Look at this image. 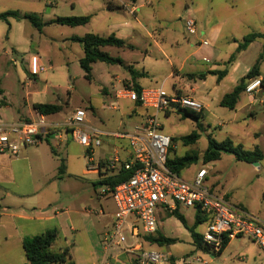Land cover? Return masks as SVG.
Wrapping results in <instances>:
<instances>
[{"label":"rangeland","instance_id":"obj_1","mask_svg":"<svg viewBox=\"0 0 264 264\" xmlns=\"http://www.w3.org/2000/svg\"><path fill=\"white\" fill-rule=\"evenodd\" d=\"M155 1H162L169 10L153 15L150 23L144 22V26L151 30L156 29L160 34L181 31L183 23L179 22L177 11L180 10V18H184L185 22V4L190 5L191 0ZM107 2L108 0H0L2 12L18 11L37 15L43 23L40 32L26 20L10 18L0 22V89L10 103L8 109H0V121L9 122L22 117L36 120L33 104L42 102L58 105L62 109L58 115L48 118L49 122H65L73 111L80 108L86 112V126L115 132V128L124 121L121 111L115 110V69L121 68L115 64L97 62L92 66L91 79H87L80 66V59L84 55L82 46L71 40L73 35H109V29L115 26V10L107 13ZM118 15L119 21L124 23L136 22L128 13L121 12ZM81 16L92 18L87 25L77 28L53 23L57 17ZM138 17L142 20L139 14ZM258 23L259 21L254 22L256 26ZM262 50L260 45L251 48L246 62H251L254 57L258 58L264 52ZM103 51L112 57L120 54V50L115 47H106ZM31 54L39 55L46 69L37 77H31L28 73V59ZM157 60L158 70L152 81L157 82V86H163L169 95H173L170 82H163L165 75L162 73L164 64L160 65L161 57ZM0 104H4V100H0ZM254 108L258 113L255 119L250 116L249 109L238 114L235 126L244 130L245 134L237 133L235 136L230 134L232 128L229 127V116H233V112L229 109L224 113L208 116L205 124L199 123L202 122L201 118L191 119L178 110L160 113L159 119L163 126L162 133L172 138V158L188 154H196L199 158L181 172V177L192 181L202 168L207 169L208 186L217 184L219 194L226 195L229 202L237 208L246 210L264 228V159L249 164L237 161L232 154H223L219 161L204 164L202 160L209 146V136L217 142L229 139L234 144H241L248 151L259 146L264 152V137L257 141L252 136L247 137L248 133L254 131L264 132V107L256 104ZM146 112L145 109H138L137 118H141ZM121 129L132 132V128L126 123ZM193 133L200 135L195 144L185 145L180 140L181 137ZM53 144V141L50 144L44 142L37 148L43 157L42 166L52 182L46 191L47 200L52 206L51 210L56 207L58 211H69L58 219V223L65 230L68 240L76 242L73 252L77 263L92 264L89 256L91 237L103 241L105 234H112L113 219L110 216H100L99 213L102 210L112 212L114 202L100 196L101 188L97 183L94 184L96 176L83 174L87 161L81 145L69 139L68 146L64 145L62 151L54 155L51 152ZM62 162L66 167L64 173L59 172ZM196 213L195 208L180 206L179 214L186 221L184 225L177 216H170L163 209L158 210L159 229L167 237L176 240L171 250L179 257L194 254L210 261L209 264H264V250L247 237L233 240L218 256L196 250L190 230L194 227ZM91 225L97 230L95 236L91 232ZM70 226L76 229L75 232L70 230ZM205 229L206 223L194 228L201 234ZM127 237L130 240L128 235ZM151 247L152 245H147L146 250H151ZM116 252H121L116 246L109 251Z\"/></svg>","mask_w":264,"mask_h":264},{"label":"crops","instance_id":"obj_2","mask_svg":"<svg viewBox=\"0 0 264 264\" xmlns=\"http://www.w3.org/2000/svg\"><path fill=\"white\" fill-rule=\"evenodd\" d=\"M131 1L139 5L134 17L136 22L131 24L119 21L118 14L121 12L128 13V11L118 2L108 0L106 5L107 13L115 10V26L109 29L108 36L115 35L133 46V49L118 48L120 54L115 56V58L122 60V64H115V66H120L121 68V70L115 69V110L121 111L124 121H121L115 128V132L93 126H86L87 130L94 129L105 134H129L128 131L121 129L125 123L133 131L134 127L142 122L146 113L138 119V109L145 108L140 103L119 97V92L123 88L135 90V87H138L143 90L158 87L157 82L154 83L152 81L155 72L158 70V57H161L160 65L164 64L162 73L165 76L163 82H170L173 95H190L204 104L205 109L200 114L202 122L198 121L199 123L205 124L208 116H212L215 113L226 112L225 110L228 108L221 106V100L240 84L241 80L249 73L250 68L256 64L260 55L264 53L262 52L258 58L254 57L251 62H246L248 61V53L254 46L260 45L263 49L262 51H264V39H259L253 42L245 51L236 54L238 42L242 41L245 36L251 33L264 34V0H191L190 5L185 4V20L193 18L196 21L198 31L194 36H189L185 32V22L184 18H180V10L177 11V16L179 17V22L183 23L181 31H176L173 34H160L156 29L151 30L145 27L144 22L150 23L153 15L163 13L169 8L164 6L162 1L151 0L148 5H144L142 0ZM3 13L2 8H0V15ZM19 13L24 15L21 12ZM138 14L142 20L139 19ZM2 21L0 20V22ZM255 21H259L258 26L254 24ZM1 31L2 26L0 25ZM203 42H207V45H204ZM234 54H236V59L228 64ZM245 62L246 66H244ZM225 69L228 70V73L221 81L218 80L217 76L211 74L213 71H223ZM259 78L262 79V82L264 81V59L261 63ZM0 100H4V104H0V109H8L10 103L4 98V91L1 89ZM35 104L48 103L35 102L33 106ZM256 104L264 107V85L257 91L254 98L243 93L236 107L229 109L233 112V116H229V127L232 128L230 134L234 136L237 133H240V135L245 134L244 130L235 126L238 114L249 109L250 116L255 119L258 117V113L254 108ZM35 113L38 119L41 114L36 111ZM55 115H58V113L45 117L48 121V118ZM36 120L22 117L7 123ZM48 123L62 124L63 122L48 121ZM248 134L247 137L251 138L252 136L255 141L264 137V132L262 131H254ZM69 139L78 144L73 139L71 132L65 135L61 143H58L55 137H49L42 143L50 144V141H53L51 152L56 155L62 151V147L68 143ZM101 139L102 146L95 150L94 153L96 162L103 164L110 159L114 149L118 150L124 159L128 157L129 150L126 139H118L111 136H103ZM41 144L22 148L17 157L0 154V264H27V256L23 248L24 239L43 234L49 230H57L59 233L52 250L60 253L65 249H69L72 261L78 264L73 252L76 242L68 240L65 230L58 223V219L69 211H58L56 207L51 210L52 206L47 200L46 191L52 182L42 166V154L37 150ZM83 153L87 166V151L84 148ZM97 155H100L98 159H96ZM83 174L96 176L97 179L94 184L97 183L99 188L102 187V175L94 172L88 173L86 167ZM207 181L208 179L206 178ZM216 185L211 187L212 189L215 188L213 189V191L216 190L215 192H217V187H219ZM102 198L112 199L111 197ZM51 211L54 213H51ZM114 211L115 207L112 212L102 210L99 215L110 216L114 220ZM113 220L111 226L113 225ZM91 229L95 236L97 230L93 225H91ZM70 230L75 232L76 229L70 226ZM160 235L170 238L163 234L161 229L151 236L156 238ZM90 244L89 256L92 264H100L105 256L103 241L91 237ZM175 244L176 242L169 246H160L151 244L146 240L142 243L145 249L147 245H152L150 251L171 253L173 261L191 255L186 254L179 257L175 251L171 250ZM195 249L197 250L196 247ZM107 262L109 264H136V255L123 252L108 253Z\"/></svg>","mask_w":264,"mask_h":264},{"label":"built area","instance_id":"obj_3","mask_svg":"<svg viewBox=\"0 0 264 264\" xmlns=\"http://www.w3.org/2000/svg\"><path fill=\"white\" fill-rule=\"evenodd\" d=\"M114 1L135 17L138 4L131 0ZM142 1L144 5L151 2ZM184 27L189 36L197 34V24L193 18H187ZM203 44L207 45V42ZM45 71L40 56L31 54L28 59L29 75L37 77ZM262 87V79H251L246 84L245 94L254 98ZM119 97L140 103L147 111L132 133L105 134L94 129L87 130L86 112L79 108L62 124H50L44 115L30 122L0 121V154L17 157L24 147L38 146L49 137H55L61 143L65 135L71 132L73 139L87 151L88 173L102 175V183L123 171L130 175L114 188L102 184L100 196L111 197L115 211L112 234L107 233L103 239L105 256L100 264H109L108 253L113 246L123 253L135 254L136 264H209L210 261L192 254L173 261V255L169 252L148 251L143 247L145 237L159 230L158 210L163 209L168 214L177 211L180 206L195 208L206 216L202 240L209 254L218 255L226 243L238 237L250 238L264 250V228L246 210L237 208L225 195L208 186L207 169L202 168L192 181H186L167 167L172 138L162 133L160 113L182 109L200 114L205 109L204 104L190 95H169L163 86L140 92L123 88ZM103 136L126 139L128 157L124 159L114 149L110 159L103 164L96 162L94 153L102 146Z\"/></svg>","mask_w":264,"mask_h":264},{"label":"trees","instance_id":"obj_4","mask_svg":"<svg viewBox=\"0 0 264 264\" xmlns=\"http://www.w3.org/2000/svg\"><path fill=\"white\" fill-rule=\"evenodd\" d=\"M13 18L16 20H28L32 26L38 31H42L43 23L37 15L24 14L21 15L18 11H9L0 15V20L8 21V19ZM91 16H81V17H57L53 20L54 24L61 26H68L72 28L85 26L91 21ZM259 39H264V34L261 33H251L245 36L242 41L238 42V47L236 54L245 51L253 42ZM72 41L79 43L83 49V57L80 59V66L85 72L87 79L92 77V66L97 62H102L106 64H122L120 58H115L110 56L107 52L103 51L106 47L115 48H128L133 49V46L127 43L123 39L117 38L115 35H110L108 37L99 36L97 34L89 33L83 37L74 36L71 38ZM236 54L231 56L229 63L236 59ZM264 59V53H262L257 60L256 64L252 67L250 72L245 78H243L240 84L231 92L226 94L221 100V106L234 109L240 99V96L245 93V87L249 80L260 76V67ZM228 73V70L223 71H213L211 74L217 76L218 80L221 81ZM264 85V81L262 82ZM137 92H140V88L135 87ZM33 109L41 115L50 116L59 113L62 109L58 105L54 104H35ZM178 112H183L185 116L198 120L200 114L192 113L190 111H185L179 109ZM30 122V121H29ZM200 138L199 133H193L188 136L181 137V141L185 145L195 144ZM175 141V139H173ZM209 146L205 153L203 154L202 160L204 164L219 161L223 154H232L235 156L236 160L239 162H245L249 164L257 163L264 159V154L259 147H255L253 151L245 150L241 144H234L231 140H225L223 142H217L211 136L208 138ZM174 152L173 147L170 150V155L167 161V167L176 173L181 175V172L193 165L199 159L196 154H188L182 157H171V153ZM65 163H61L59 169L60 173L65 172ZM127 172H120L115 174V176H110L104 180L105 184L110 185L112 188L116 187L119 183L129 178ZM102 183V184H104ZM170 216H177L186 225V221L182 215L179 214V209L173 213H168ZM207 221L206 216L198 210L195 217L194 227H192L191 233L193 238V243L197 250L209 254V249L203 244L202 234L197 233L194 228L197 225H201ZM57 230H49L43 234H39L33 237L25 238L23 241V248L27 256V264H76L72 261L70 257L69 249H65L60 253L54 252L52 247L58 238ZM145 240L151 244H158L160 246L171 245L176 242L174 239L166 238L162 235L159 237L147 236ZM229 245L226 243L223 250L218 254L220 255ZM215 255V256H218Z\"/></svg>","mask_w":264,"mask_h":264},{"label":"water","instance_id":"obj_5","mask_svg":"<svg viewBox=\"0 0 264 264\" xmlns=\"http://www.w3.org/2000/svg\"><path fill=\"white\" fill-rule=\"evenodd\" d=\"M257 165V164H256Z\"/></svg>","mask_w":264,"mask_h":264}]
</instances>
